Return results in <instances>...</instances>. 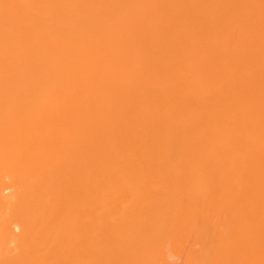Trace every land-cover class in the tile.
<instances>
[{"label":"bare ground","instance_id":"obj_1","mask_svg":"<svg viewBox=\"0 0 264 264\" xmlns=\"http://www.w3.org/2000/svg\"><path fill=\"white\" fill-rule=\"evenodd\" d=\"M183 253L264 264V0H0V264Z\"/></svg>","mask_w":264,"mask_h":264},{"label":"rangeland","instance_id":"obj_2","mask_svg":"<svg viewBox=\"0 0 264 264\" xmlns=\"http://www.w3.org/2000/svg\"><path fill=\"white\" fill-rule=\"evenodd\" d=\"M7 191H5V193H6ZM4 193V194H5ZM188 247V244H187V246H186V248ZM186 250V249H185ZM185 253H183V256H179V257H177V256H174V257H172L171 258V264H184L185 262H184V258H185V255H184ZM182 257V258H181ZM174 258V259H173ZM176 258V259H175ZM181 260V261H180ZM179 261V262H178Z\"/></svg>","mask_w":264,"mask_h":264}]
</instances>
